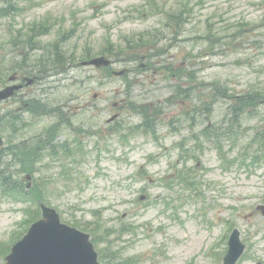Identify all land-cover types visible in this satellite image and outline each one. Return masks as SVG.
Returning <instances> with one entry per match:
<instances>
[{"label":"rangeland","instance_id":"1","mask_svg":"<svg viewBox=\"0 0 264 264\" xmlns=\"http://www.w3.org/2000/svg\"><path fill=\"white\" fill-rule=\"evenodd\" d=\"M13 5L18 10L0 18V88L11 85L8 78L21 69L33 78L37 66L43 72L56 55L71 61L21 90L20 102L0 105V117L9 111L27 123L17 125L14 135L8 119L0 118L2 154L20 150L25 157H39L8 163L15 181L26 188L48 176L51 191L45 181V198L63 219L88 225L100 264H118L119 258L126 264H220L233 229L246 245L238 264H264V215L258 210L264 205V155L254 152L257 127L264 125V0H20ZM168 15L176 35L166 27ZM178 17L184 20L180 26ZM34 25H44V34L36 38ZM128 43L141 53L133 54ZM104 55L114 63L110 69L77 65ZM151 55L159 64L142 72V65L151 67ZM126 69L131 73L111 74ZM226 91L227 98H221ZM254 94V111L239 117L237 129H228L225 112L234 106L233 97ZM30 99L65 108L70 122L52 138L70 145L75 153L70 158H47L44 134L58 118L20 110ZM204 101L212 108L213 130L221 128L225 142L207 140L201 129L209 122L202 115L190 118ZM139 105L155 107L154 123L143 125L145 133L126 132L142 123L130 107ZM116 114L125 124L110 120ZM218 150L227 152L228 160L222 161ZM255 157L259 162L252 172L242 161L250 164ZM64 167L72 181L63 180ZM27 170L33 172L31 181L23 178ZM26 201L23 206L0 193V264L24 234V207L34 212L31 199Z\"/></svg>","mask_w":264,"mask_h":264},{"label":"water","instance_id":"2","mask_svg":"<svg viewBox=\"0 0 264 264\" xmlns=\"http://www.w3.org/2000/svg\"><path fill=\"white\" fill-rule=\"evenodd\" d=\"M82 65L98 68L109 65V61L100 57ZM19 88L11 86L0 91V101L12 96ZM40 208L42 219L32 224L27 234L11 248L6 264H97L96 253L87 235L62 225L54 210L43 205ZM243 249L237 233L233 232L223 264H234Z\"/></svg>","mask_w":264,"mask_h":264},{"label":"trees","instance_id":"3","mask_svg":"<svg viewBox=\"0 0 264 264\" xmlns=\"http://www.w3.org/2000/svg\"><path fill=\"white\" fill-rule=\"evenodd\" d=\"M10 2H11V0H0V4H1L0 5V17L7 16L8 14L11 13L10 12L11 10H9L11 8ZM173 18H172V15H168V17L166 19H167V21L169 23L166 26L169 28V30H170L169 32H171V34L176 35L177 33H175V30L174 29H170L171 26H172ZM176 22H177L176 25L177 24L178 25L182 24V20L179 19V18H177ZM19 32H18V34H19ZM13 37H15V39L18 38L16 36H10L11 41H14V40H12ZM58 42H59V44H58ZM60 43H61V39L59 38V40H57V42L53 44V47H54L55 51L58 49V46H60ZM13 44L16 45V43H13ZM27 44L28 43H26V46H27ZM21 49H23L22 45H21ZM129 49L133 50V54L141 52V49L133 47L132 45H130L128 43V50ZM144 49H146V51H150V50L153 49V47H146ZM114 53L118 54L119 51L118 52H114ZM70 62L71 61L64 60L62 55H60V56L56 55L54 60H53V62L52 63L49 62L48 63V67L43 72H41L40 68L37 66V69H36L37 73H35V76H45V75L48 74V72H51L53 70L58 71V69H64V67L69 65ZM46 70L47 71L49 70V71L46 73ZM181 94L182 93L180 92L178 95H181ZM257 100H258V98L255 97V96L246 97L244 99L241 98L240 101L238 100L237 102H235L236 104H238V106L235 109V112L233 113V116H238V114L241 112V109L246 108L245 106H247L249 108H252L254 106L253 105L254 103L257 104V102H258ZM202 108H203V111H204L203 115L209 114V110L207 109L209 107L207 106L206 101L203 102ZM138 109L139 110L133 109L132 111L134 113L143 114L144 121H146V123L149 124L150 116L148 117V113L142 112L143 109L141 110V108H138ZM29 110L32 113V115H34L35 117L43 116V114L45 113V111L43 110V106L40 105L39 103L33 104V106H31ZM241 115L242 114H240L239 117ZM8 121L10 122L9 126L15 125L14 121L11 118L8 119ZM232 123L233 124L234 123L238 124L236 120L232 121ZM238 126H239V124H238ZM10 129H11L12 132L14 131V127H11ZM205 130H206V132L210 131L208 128H206ZM49 136H50V132H49V130H46L45 134H44V138H48ZM256 139L259 140V143L257 145L258 147H257V151L255 152V154L257 152L264 153V129H261L256 134ZM18 148H20L19 145H18ZM28 158H31V160H34V159H37V158L39 159V157L36 154H32L30 156H26L25 157V154L21 153L20 150H19L17 153L16 152H11V157L9 156V161L10 162H8V163H9L10 166H13L15 161H17L18 163L22 162L24 160L30 161V160H28ZM8 163H6V164L3 163L1 158H0V193H1V195H4L5 197L13 198L15 200V202H17V203H19V204H21L23 206H25V203L27 202L26 201L27 199H31L30 202L31 203L33 202L34 212H31V211L27 210L25 207L23 209L24 213L28 214L27 215L28 219L24 222L25 226H28L29 224H31L34 220H36L39 217L38 203L39 202H43V203H46V204L49 203L48 199L45 198V196H44V193H47V192L45 190H43V188H44V184H45V181H46V182H49V187L48 188L50 190V186H51L52 182L47 176H45V177L41 176L40 179L38 178V179L35 180V183L32 185L31 189L29 191H26L24 188H22L15 181L12 172L9 171ZM26 165H28V162H26ZM21 170L23 171V167H21ZM18 172H19V170H18ZM27 172L31 173V174L33 173L32 171H29V170H27ZM66 179L71 181V178H66ZM28 194L34 196L35 199L32 198V197H29Z\"/></svg>","mask_w":264,"mask_h":264},{"label":"flooded vegetation","instance_id":"4","mask_svg":"<svg viewBox=\"0 0 264 264\" xmlns=\"http://www.w3.org/2000/svg\"><path fill=\"white\" fill-rule=\"evenodd\" d=\"M126 215H124L123 217H125Z\"/></svg>","mask_w":264,"mask_h":264}]
</instances>
